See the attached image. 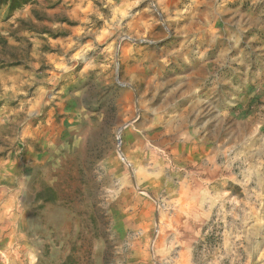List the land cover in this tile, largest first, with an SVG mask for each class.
Masks as SVG:
<instances>
[{"label": "rangeland", "instance_id": "1", "mask_svg": "<svg viewBox=\"0 0 264 264\" xmlns=\"http://www.w3.org/2000/svg\"><path fill=\"white\" fill-rule=\"evenodd\" d=\"M0 264H264V0H0Z\"/></svg>", "mask_w": 264, "mask_h": 264}]
</instances>
